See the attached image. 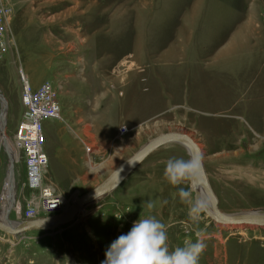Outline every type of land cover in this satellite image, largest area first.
Listing matches in <instances>:
<instances>
[{"label":"rangeland","instance_id":"1","mask_svg":"<svg viewBox=\"0 0 264 264\" xmlns=\"http://www.w3.org/2000/svg\"><path fill=\"white\" fill-rule=\"evenodd\" d=\"M217 1L224 0H215ZM225 1L236 3L243 0ZM4 2L7 13L6 28L4 27L7 43L4 47L0 43V92L7 101L4 134L8 146L16 148L14 134L24 113L21 101L22 72L33 91L44 83H50L56 92L61 118L42 121L46 137L44 151L48 157L43 177L53 183L63 197L64 211L100 184L147 142L165 133L179 132L192 137L201 148L205 172L222 213L264 214V90L258 86L249 91L250 97L246 95L247 106L241 104L234 108L236 114L244 115L240 119L226 118L227 113L222 111L224 107L213 106L208 108V111L216 112L211 123L192 122L183 117H178L173 122H163L164 117L158 116L144 123L127 125L129 132L122 137V141H112L111 137L122 125H116L115 116H112V121L104 124L109 128L108 132H111L106 133V136L103 134L102 139L105 142L111 139L109 142L114 144L103 151V160L92 161L94 153L91 156L83 143L87 141L84 132L93 133L94 137L100 139L102 128L91 122L95 114L96 88L98 91H107L110 88L111 81L108 79L115 76L111 73L107 75V69L117 63L115 59L121 52H131L132 47L128 39L124 41L113 35L107 38L97 35L96 30L101 29V25L107 24L111 19H136L143 7L149 6L150 13L152 8L157 7L154 13L158 19L148 35L143 37L142 33L144 42L141 44L145 46L147 42L148 49L158 51L166 44L163 39L169 38V20L175 14L173 11L161 10L158 7L159 0ZM246 2L248 9L255 8L254 12L260 24L257 28L260 30L258 34L264 35V0ZM242 14L244 15V12L241 11L240 15ZM78 23L83 25V30H87L90 42L83 40L79 43L77 38L74 42L72 37L64 35V28L78 27ZM216 23L217 26L221 24L220 27H223L222 37L229 25L223 20ZM234 23H231L232 30ZM116 33L120 32L116 30ZM160 36L164 38L161 39ZM85 43L100 55L85 59ZM137 43L139 44V38ZM260 49L255 54L253 45L248 44L247 51L242 53L241 59L246 57L248 75L256 61H259L261 56L264 58V45ZM229 56L220 62L219 66L230 64V68L224 70L226 75L223 81L227 86L238 82L231 97L239 98L243 95V83L247 85L250 79L246 77L247 73L239 80L234 78V72L239 69V53ZM97 61L100 64L96 66ZM139 64L144 65L143 60H140ZM122 66L120 65V68H125ZM149 66L144 74L133 71L134 73L129 75L131 79L135 77L133 92L136 114L139 115H143L144 102L151 95V92L144 90L150 85L149 81L142 79L151 71L156 73L157 62L151 60ZM123 90L125 91V88ZM261 92L263 100H249ZM223 101L230 102L226 99ZM1 106L0 102V112ZM244 109L247 112H243ZM172 111L179 112V115L183 110L177 108ZM203 116L205 115H199V119L204 120L201 119L206 118ZM1 135L0 131V218L4 216L10 204V207L13 205L10 219L24 221L23 216L17 214L16 207L19 205L18 209L24 210L28 206L24 198L29 200L36 191L24 188L27 179L25 160L22 153L18 154L17 150H13V192L16 196L15 201H9L8 189V204L5 205L6 184L9 188L8 153L11 158L12 155L5 148ZM169 158L191 157L188 150L180 144L164 145L148 156L112 193L81 209L72 222L51 230L27 231L16 237H9L0 232V264H100L105 258V250L116 237L127 233L134 221L148 217H154L166 225L169 250L182 246L185 241L195 242L199 234L205 247L199 256L198 264H264V227L214 223L204 212L198 222L189 219L190 205L182 201L178 188H186L191 193L190 198L196 200L192 181H184L176 186L168 183L163 173ZM90 160L96 162V165L102 163L96 167L94 164L90 165ZM46 217L51 216L40 214V218Z\"/></svg>","mask_w":264,"mask_h":264},{"label":"crops","instance_id":"2","mask_svg":"<svg viewBox=\"0 0 264 264\" xmlns=\"http://www.w3.org/2000/svg\"><path fill=\"white\" fill-rule=\"evenodd\" d=\"M158 4L161 10L167 9L175 13L169 20V38L165 39L164 36H160L161 39L164 38L163 40L166 44L158 51L148 49L147 42L145 46L141 44L144 42L142 33L143 37L148 35L152 29V25L158 19L154 13L157 7L152 8V13L148 12L149 10L151 11L149 6V8L143 7V11L136 19H111L107 24L101 25V29L96 30L97 35H104L107 38L109 35H113V37L122 38L124 41L128 39L132 47L131 52L126 54L121 52L115 59L117 63L113 64L115 60L111 63L113 66L105 64L106 66H110L107 69V75L111 73L115 76L108 79L111 81L110 88L107 91H98L96 88L94 100L95 114L94 120L91 122L102 128L99 135L100 139L94 137L93 133L84 132L87 141L83 142L86 144V148L93 149L88 152L89 154L91 153V156L94 153V156L91 157L92 161L104 159L103 151L114 144L113 142H109L111 139L112 141H122L123 138L118 134V130L121 127H127L129 130L127 125L144 123L158 116L164 117L163 122H173L174 119L183 117L190 119L192 122L211 123V119L216 115V112L215 110L208 111V108L213 106L224 107L222 111L224 114L227 113L226 118L232 120L240 119L244 115L236 114L235 109L241 104L247 106L248 101L245 99L250 97L248 95L249 91H252L256 86L264 90V58L258 53L263 60L260 58L259 61H256L249 75L247 73L248 65L246 66V57L241 59L242 53L247 51L248 44L253 45L254 53L258 50L260 51V47L264 45V35L258 34L260 30L257 28H259L260 24H258V18L254 12L255 8L248 9L246 0L236 3L225 0L221 2H215V0H194L191 2H184L183 0H176L175 2L172 0H159ZM241 11L244 12V15H240ZM242 16L243 18H241ZM219 20L227 21L226 25H229L227 32L222 37L223 27H220L221 24L216 25L218 24L216 21L218 22ZM232 22H235L233 30L231 29ZM77 26L74 28H64V35L69 38L72 37L73 41H76L77 38L79 43H82L83 40L90 42L87 30L82 29L83 25L79 24ZM116 30L120 33H116ZM138 38L139 44L137 43ZM79 45L81 46V44ZM87 46L85 43V59L88 57L90 59L91 57L96 58L100 55L97 51L91 50L92 47ZM146 50L148 52H145ZM88 53L89 55H87ZM236 53H239V69L234 72V78L239 80L245 77L247 73L246 77L250 79L247 85H245V82L243 83V95L239 98L231 97L238 82L235 81L230 86H227L223 81L226 75L224 70L230 68V64L227 63L225 66H219L220 62L225 58ZM101 54L103 55V53ZM104 57L107 56L104 55ZM150 59L157 62V71L156 73L151 71L148 76L142 79L145 82L149 81L150 85L146 86L144 90L151 92V95L144 102L145 110L143 115H139L136 114V100L133 92L136 85L134 81L135 77L131 79L129 75L134 73L133 71L137 72V74H144L146 69L150 67ZM140 60H143L144 65L139 64ZM100 62L97 61L96 66ZM120 65H126L122 66L126 69L120 68ZM123 88H125V91ZM262 95V92L258 96L255 94L249 100L257 101L262 98ZM225 99L230 102L224 103L223 100ZM218 101L221 102L219 103ZM104 108H107V110ZM177 108L183 110L179 115V112L172 111ZM243 112H247V110L244 109ZM199 115H205L203 117L206 118H201L204 120H200ZM112 116H115L116 125H122L118 128L116 134L108 142H105L102 137L111 131L108 132L109 128L104 126V124L112 121ZM104 129L106 131L103 132ZM91 160L90 165L94 164L96 167L102 163L96 165V162L93 163ZM43 184L52 187L61 196L53 183L45 180L44 177ZM4 187L5 184L2 188L3 190ZM24 200L28 201L25 198Z\"/></svg>","mask_w":264,"mask_h":264},{"label":"water","instance_id":"3","mask_svg":"<svg viewBox=\"0 0 264 264\" xmlns=\"http://www.w3.org/2000/svg\"><path fill=\"white\" fill-rule=\"evenodd\" d=\"M0 102H1V112H0V131L3 135V138H6L4 134L5 126L4 125L6 111H7V101L4 98L3 94L0 92ZM6 125V124H5ZM177 143L184 146L190 157L194 155H200L202 158L203 171L197 175L195 179L192 180V189L195 193L196 200L201 197L200 190L197 189L196 185H200L204 190L206 197L210 202V208H206L204 213L214 222L221 223L226 225H237V224H246V225H254L264 227V214L260 213L259 215H246L243 213L228 215L224 214L220 211L218 207L217 198L209 184L204 163H203V153L199 145L194 141L192 137L185 133L179 132H170L159 135L154 139L147 142L139 151H137L130 159L124 162L121 166H119L113 173H111L102 183L96 186L91 191L87 192L80 198H78L66 211L62 214L46 217V218H37L34 220H24V221H13L10 219V214L13 210V205L8 209L4 218H0V232L9 237H16L26 233L27 231H35V230H48L51 228L59 227L60 225L67 224L72 222L77 213L85 208L87 205L101 199L110 193H112L115 189H117L124 181L128 178V176L153 152H155L160 147L170 144ZM6 148V147H5ZM9 156V169H8V181L10 183V197L12 201H15V174L14 167L15 161ZM256 213V212H252ZM251 214V213H246Z\"/></svg>","mask_w":264,"mask_h":264},{"label":"clouds","instance_id":"4","mask_svg":"<svg viewBox=\"0 0 264 264\" xmlns=\"http://www.w3.org/2000/svg\"><path fill=\"white\" fill-rule=\"evenodd\" d=\"M202 171V158L194 155L189 159L169 158L163 175L168 183L176 186L192 181ZM178 193L182 201L190 205L189 219L198 222L206 202L191 199L190 191L184 187L178 188ZM197 236L195 242L185 241L182 246L169 250L166 225L154 217L139 218L127 233L120 234L108 245L100 264H198L205 244L199 234Z\"/></svg>","mask_w":264,"mask_h":264},{"label":"built area","instance_id":"5","mask_svg":"<svg viewBox=\"0 0 264 264\" xmlns=\"http://www.w3.org/2000/svg\"><path fill=\"white\" fill-rule=\"evenodd\" d=\"M4 1L0 0V43L3 47L7 43L5 40L7 13ZM21 101L24 113L14 134L15 146L22 153L27 169L26 184L23 186L36 192L27 201L28 206L24 210L18 209L19 206L16 207L17 214L23 216L25 220L40 218V214L56 216L64 211V200L52 187L43 184L48 157L44 151L46 137L42 124L44 119H60L61 117L56 92L50 83H45L33 91L22 72ZM128 132L127 127H121L118 130L120 137ZM91 149L88 148V151Z\"/></svg>","mask_w":264,"mask_h":264},{"label":"bare ground","instance_id":"6","mask_svg":"<svg viewBox=\"0 0 264 264\" xmlns=\"http://www.w3.org/2000/svg\"><path fill=\"white\" fill-rule=\"evenodd\" d=\"M23 76H24V78L26 79V77H25V75L23 74ZM6 117H5V122H4V125L3 124H1V126L3 127V126H5L6 127ZM1 136H3V135H1ZM3 138V137H2ZM3 140V144L5 145V147L9 150V152L11 153V155H12V159H13V153H14V151L16 152V150H17V152H18V154H19V150H18V148H14V147H11V145H9L8 146V143H7V139L6 138H3L2 139ZM16 147V146H15ZM14 150V151H13ZM8 180V179H7ZM8 184H9V188H8V186H7V184H6V194H5V196H4V202H5V205L7 206V204H8V197H9V201L11 200V197H10V189H11V187H10V183H9V181H8ZM196 187H197V189H199L200 190V193H201V197L202 198H200V200H203V201H205L206 202V208H208V209H211L210 208V202H209V200H208V198L206 197V194L204 193V190L201 188V186L200 185H196ZM9 189V191H8V197H7V190ZM10 208V204L8 205V207L6 208V210H5V213H4V216L6 215V212L8 211V209ZM78 214V213H77ZM244 214V216H246V215H259L260 213H258V212H256V213H251V214H246V213H243ZM4 216H3V218H4ZM51 229H55V227L54 228H51ZM51 229H48V230H51Z\"/></svg>","mask_w":264,"mask_h":264}]
</instances>
